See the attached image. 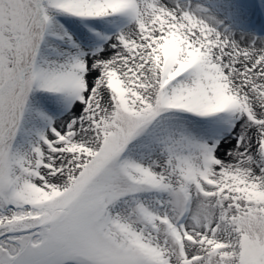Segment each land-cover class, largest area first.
Returning <instances> with one entry per match:
<instances>
[{"label":"snow or ice","instance_id":"snow-or-ice-1","mask_svg":"<svg viewBox=\"0 0 264 264\" xmlns=\"http://www.w3.org/2000/svg\"><path fill=\"white\" fill-rule=\"evenodd\" d=\"M0 264H264V0H0Z\"/></svg>","mask_w":264,"mask_h":264}]
</instances>
